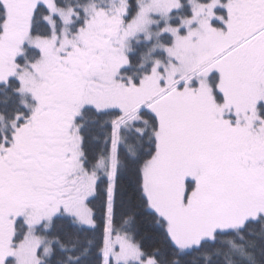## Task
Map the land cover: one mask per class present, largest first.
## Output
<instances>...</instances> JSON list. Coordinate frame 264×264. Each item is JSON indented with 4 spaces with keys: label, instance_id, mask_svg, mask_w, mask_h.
<instances>
[{
    "label": "snow or ice",
    "instance_id": "snow-or-ice-1",
    "mask_svg": "<svg viewBox=\"0 0 264 264\" xmlns=\"http://www.w3.org/2000/svg\"><path fill=\"white\" fill-rule=\"evenodd\" d=\"M0 264H264V0H0Z\"/></svg>",
    "mask_w": 264,
    "mask_h": 264
}]
</instances>
